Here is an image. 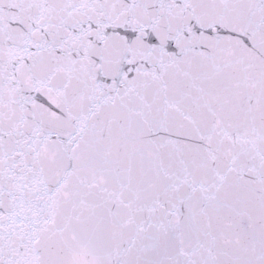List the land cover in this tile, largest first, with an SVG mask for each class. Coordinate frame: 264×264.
<instances>
[{"label": "snow or ice", "instance_id": "obj_1", "mask_svg": "<svg viewBox=\"0 0 264 264\" xmlns=\"http://www.w3.org/2000/svg\"><path fill=\"white\" fill-rule=\"evenodd\" d=\"M0 264H264V0H0Z\"/></svg>", "mask_w": 264, "mask_h": 264}]
</instances>
